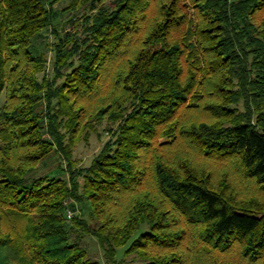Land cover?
Instances as JSON below:
<instances>
[{
  "label": "trees",
  "instance_id": "1",
  "mask_svg": "<svg viewBox=\"0 0 264 264\" xmlns=\"http://www.w3.org/2000/svg\"><path fill=\"white\" fill-rule=\"evenodd\" d=\"M62 1L0 0V264H100L86 236L105 264H264V199L204 164L235 160L264 198V0H67L81 15L40 82L32 42ZM103 122L113 140L77 171ZM54 154L68 178H31Z\"/></svg>",
  "mask_w": 264,
  "mask_h": 264
},
{
  "label": "rangeland",
  "instance_id": "2",
  "mask_svg": "<svg viewBox=\"0 0 264 264\" xmlns=\"http://www.w3.org/2000/svg\"><path fill=\"white\" fill-rule=\"evenodd\" d=\"M69 2L66 0L54 5L55 18L52 28L45 30L40 35L33 39L31 50L34 55H44L47 64L45 71L38 75L40 82L43 79L52 83L56 77L55 72V47L58 44V39L63 37L67 31H71L74 26V20L76 19L75 14L70 11L64 12ZM109 7H113V3H108ZM61 80H58L60 83ZM5 93L3 94L0 106L4 103ZM47 101L43 100L39 103L38 112L40 115L45 116L47 111ZM240 112L244 111L243 103L241 102L235 106ZM110 128L108 122H103L97 127L96 132H89V135L82 139L76 147L73 149L72 158L75 162V168L77 171H82L90 167L94 159L100 154L106 143L113 140V135L110 133ZM115 128V127H114ZM205 166L212 169L213 177L218 182H223L222 177L225 173L229 176V183H231L232 192L235 200L239 203H250V205H255L256 203L263 202V195L253 181L246 179L240 170L239 165L235 160L222 162L219 160L205 161ZM67 163L60 155H53L49 159L42 162L38 168L32 173L31 178H37L42 176L50 177H64L68 178V173L66 170ZM78 181L83 184V179L78 178ZM227 183V182H226ZM72 203V202H71ZM73 209L71 211L74 215H84L87 218V212L89 210V204L84 202L72 203ZM69 210V209H68ZM146 227V226H145ZM144 228V227H143ZM73 239L76 237L72 236ZM83 246L87 249L88 255L93 260L98 261L100 264H105L104 252L101 249L97 239L86 236L82 241ZM124 249L119 250V259L122 264H144L141 260L136 258L135 255L124 256Z\"/></svg>",
  "mask_w": 264,
  "mask_h": 264
},
{
  "label": "built area",
  "instance_id": "3",
  "mask_svg": "<svg viewBox=\"0 0 264 264\" xmlns=\"http://www.w3.org/2000/svg\"><path fill=\"white\" fill-rule=\"evenodd\" d=\"M68 218H69V219L72 218V212H68Z\"/></svg>",
  "mask_w": 264,
  "mask_h": 264
}]
</instances>
